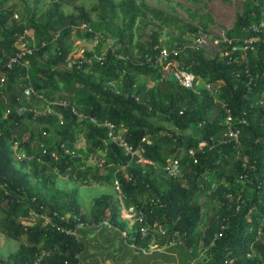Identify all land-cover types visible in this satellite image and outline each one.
<instances>
[{
  "label": "trees",
  "instance_id": "trees-1",
  "mask_svg": "<svg viewBox=\"0 0 264 264\" xmlns=\"http://www.w3.org/2000/svg\"><path fill=\"white\" fill-rule=\"evenodd\" d=\"M38 4L39 0H33L34 7ZM74 12L63 15L58 3L53 2L41 17L33 13L23 23H16L0 1V232L11 240L24 237L26 241L13 255L0 258V264H77V254L83 247L80 239L51 230L38 217L26 222L30 211H38L37 206L49 213H70L68 227L88 225L78 230L83 237L103 219L120 232L119 202L137 205L142 197L146 199L141 206L146 221L165 229L159 244L175 243L166 248L173 255L165 258L168 263L175 259L177 264H188L200 243L210 259L201 264H264V110L257 104L260 93H264L263 33L258 34L259 41L243 60L234 52L216 54L206 61L190 50L195 63L181 66L218 87L217 98L229 110L231 126L239 131L235 145L221 138L223 109L204 89L198 88L195 93L161 78L163 67L175 66L181 53L168 57L162 68L154 67L161 48L155 32H151L150 44L142 52L145 59L133 63L125 58H129L136 24H150L148 17L172 25V17L136 0H94L89 10L74 7ZM90 13L95 15L93 23ZM117 18L118 25L114 23ZM261 20L264 0H242L241 12L224 35L230 46L247 38V28ZM92 24L99 33L91 30ZM81 25L90 32L81 30ZM27 30L31 38L23 36ZM186 32L191 36L199 33L191 26ZM95 34H108L114 39V48L104 53L101 65L70 55L71 35L90 41ZM19 42H27L29 53L7 69L6 63L17 52ZM89 58L92 55L85 53L84 59ZM59 65H65V69H57ZM138 76L153 80V86L146 88L138 83ZM27 82L34 95L25 98L23 88ZM112 84H116L115 89ZM55 96L62 98L63 104L55 102ZM31 104L46 107L32 109ZM156 117L172 129L157 123ZM103 124L121 130L123 141L132 151L141 150L140 157L148 164L136 163V157L109 142ZM188 129H193V134H184ZM81 133L86 149L78 156L71 149ZM202 140L206 146L194 154L196 162L192 163L187 150ZM14 142L25 154L26 159L20 163L27 167L26 172L13 166L10 147ZM94 152L103 153V175L97 168L84 166L87 156ZM50 153H54L55 160ZM169 157L178 160L183 172L180 177L163 175ZM48 166H53L59 176L80 183L110 181L114 168H118L114 175L120 197L112 201L107 195L99 196L87 215L77 206L72 191L57 192L64 201L49 203L29 183L30 177L47 183ZM159 174L168 182L161 192ZM205 201H214L216 206L208 216L200 212ZM200 223H204L202 232L197 231ZM134 243L145 242L136 235ZM246 254L251 257L246 258Z\"/></svg>",
  "mask_w": 264,
  "mask_h": 264
},
{
  "label": "rangeland",
  "instance_id": "rangeland-1",
  "mask_svg": "<svg viewBox=\"0 0 264 264\" xmlns=\"http://www.w3.org/2000/svg\"><path fill=\"white\" fill-rule=\"evenodd\" d=\"M3 1V8L9 10L12 13V19L16 23H23V20L33 13L39 18L42 16L43 12L52 4L57 2L59 5V10L63 15L73 14L74 7H82L83 10H89L92 7L94 0H39V4L34 7L33 0H0ZM115 2L117 0H114ZM137 3H143L148 7L162 11L165 15L172 17L175 23L172 25H162L157 21L150 20L147 17V22L150 24L142 25L141 23L136 24L135 28L132 30V39L129 44V59L133 63H138L141 59H145L143 51L146 50L150 44V34L155 32L157 34L158 44L168 48L170 46H175L182 49L180 59L174 64L177 67H181L185 62L189 64L195 63L190 53L191 47H193L194 36L188 35L186 32L187 26L194 27L200 33L205 34L210 39H220L225 35L226 31L231 28L235 17L241 12L242 0H136ZM90 18L92 23L95 21V15L90 13ZM114 23L118 25V18L114 20ZM91 30L95 33H99L94 29V24L89 26ZM97 35V34H96ZM24 37L31 38V31L27 30L23 34ZM99 39H92L87 41L83 38L71 35L70 42V55H76L84 60V54L90 53L94 57H98L104 54L108 50H113L114 39L109 37L108 34L101 35ZM108 41L112 42V45L108 44ZM16 45L17 49L28 50L27 42H19ZM99 45V50L96 51V46ZM214 48L209 43H206L198 50H192L196 52L203 60H211L216 54L217 49ZM119 58L123 56L118 55ZM73 62V60L71 61ZM168 66L174 67L172 64ZM162 68V67H161ZM165 67L163 71L165 73ZM167 68V67H166ZM57 69H65V65L57 66ZM96 80V77H93ZM138 83L143 84L146 88L153 86L154 81L148 77L138 76L136 78ZM112 89L116 88V84L111 85ZM201 86H197V89ZM215 88V87H214ZM4 101V97H1ZM1 99V101H2ZM55 102H62V98L55 96ZM46 106L31 104L32 109L43 110ZM213 113V112H212ZM154 120V117L151 121ZM156 122L161 124L166 129H172L171 125L163 123L162 118L156 117ZM122 132V131H121ZM184 134H193V129H188L184 131ZM24 139V137H23ZM86 149L84 134L81 133L75 137V142L72 146V151L76 155H82ZM180 156V160H181ZM103 153L94 152L87 156L84 161V166L91 169H99V172L103 175L105 172L102 170L103 163ZM186 165V161L184 166ZM13 166L22 172L27 171V167L23 166L20 161H13ZM118 168H114L113 175L109 180L100 182H85L80 183L69 179L67 177H61L57 174L56 169L53 166H48L46 168V175L50 177L47 183H42V181H36L33 178H29L30 185L38 191L39 195L42 196L45 201L52 203L53 200L56 202L64 201L63 198L57 195V192L70 193L74 192V197L77 206L80 208L84 215H87L92 206L93 200L101 195H107L112 201L119 199V194L115 189V181L117 176L114 173L118 172ZM181 171V170H180ZM188 169L185 170L187 172ZM183 174L181 171L179 176ZM161 174L157 177V183L159 184L160 192L166 189L168 182L161 178ZM182 185H186L185 182H180ZM53 197V199H52ZM146 201L145 197L139 198L137 205L127 204L125 201L119 202V214L117 221L122 225L120 233L117 229L108 228H93L92 230H87L84 236H79L78 239L82 241V249L79 254H77V264H104V262L111 261L117 264L115 259L119 257L124 252V248L130 249L127 245L131 242L133 233L137 227L136 224H126L125 215L123 209L133 205L136 210H140L141 206L144 205ZM214 201H205L201 206V215L208 216L215 209ZM3 215L0 213V220ZM32 216L28 217L27 223L32 222ZM204 230V223L199 224L197 231L202 232ZM124 233V236L122 235ZM26 244L25 238L20 237L17 241L11 240L0 232V258H5L7 256L13 255L20 246ZM204 247L200 244H196V248L192 252L191 258L188 264H201L208 262L209 255ZM191 250H188V253ZM164 257L171 258L164 251ZM167 255V256H166ZM171 261V262H170ZM167 264H177L174 260L166 261ZM165 262V263H166Z\"/></svg>",
  "mask_w": 264,
  "mask_h": 264
},
{
  "label": "built area",
  "instance_id": "built-area-1",
  "mask_svg": "<svg viewBox=\"0 0 264 264\" xmlns=\"http://www.w3.org/2000/svg\"><path fill=\"white\" fill-rule=\"evenodd\" d=\"M80 29L86 32H90V29L85 26L81 25ZM247 32L250 34L247 38L239 41H235V45L230 46V40L226 39L225 36H222L220 39H210L203 33H196L193 39V47H191V50H198L206 43H209L212 47L217 48L220 46L219 49H217V54L220 56L225 55L226 53H239V59L243 60L245 54L247 51H252L254 49V44H256L259 41L258 34L263 33L264 35V20H261L257 25H251L247 28ZM101 35L95 34L93 39H99ZM109 45H112L111 41H108ZM230 46V50L226 52L227 47ZM182 49H174V48H165L161 46L159 49L158 55L154 61V67H163V65L166 63L167 58L170 56H176L178 53H181ZM224 51V52H223ZM29 50H23V49H17V52L14 53L12 57H10L6 63V68L9 69L13 64H18L21 57L25 54H28ZM104 54L94 57L90 59H84L86 63H89L92 61L97 62L101 65L102 59ZM169 65V64H168ZM166 65L165 66V73L161 75V78L166 79L167 75L170 72H173L174 78L176 80L177 86H179L182 89L190 90L192 92L197 93L196 89L197 86H201L202 89L206 91V93L212 98V102L221 105V108L223 109V119H222V125L224 127V132L222 135V139H226L227 141H232L235 145L238 144V134L239 131L237 128H233L231 126V115L228 109L223 107V104L218 100V87L213 86L211 83L201 79L199 76L194 75L193 73L185 70L182 67H177L175 65L174 67H170ZM23 66L26 67V64ZM167 67V68H166ZM27 78V76L25 77ZM3 81V78H0V85ZM215 87V88H214ZM34 95L29 83L27 82L26 85L23 88V96L25 98H28L29 96ZM54 104V103H53ZM60 104H63L60 102ZM257 104L260 106L261 109L264 110V93H260V97L257 101ZM46 112H49V109H45ZM93 124H95L94 120H90ZM61 119L58 117V125H61ZM103 126L107 129V138L109 142L113 143L122 151L124 154L129 155L130 157L134 156L136 157V163L138 164H148L145 160H143L140 157L141 150H135L132 151L131 148L123 141L121 138V130H114L112 125L110 124H103ZM144 139H141V142H143ZM206 146V143L204 140L197 142L196 147L193 149L187 150V156L192 160V163H195L196 160L194 158V154L196 152H202L204 147ZM39 148L41 149V154H44L45 151L43 149L42 145H39ZM11 152L13 159L15 158L17 161H22L26 159L25 154L20 150L17 143H12ZM49 156L55 160L54 153H50ZM163 175L165 177L175 178L178 177L180 174L179 164L178 160L174 157H169L165 161V165L162 168ZM115 189L119 194L120 197V190L118 183L115 181ZM121 203V201H120ZM142 209V207H141ZM136 210V207L133 205L126 207L123 209V213L125 215V223L126 224H136L137 229L131 233L133 237L131 238V242L127 245L130 249L134 250L136 253L148 256L152 253H164L166 248L173 246L175 243L173 241H167L166 243L159 244L160 238L164 237L165 235V229L157 224L156 222H147L144 216V213L142 210ZM37 212L36 211H30L29 216H32V221H34L35 218H39L42 221V225L48 226L51 230L61 233L65 236L73 237L78 239L79 238V229L86 228L88 225L77 223L74 227H68L67 223L69 218H72L70 213L65 214H59L55 211L48 212L47 210H44L42 206H37ZM63 224V225H62ZM108 228L112 229L111 225L109 224L107 219L101 220L99 223L95 225L94 228ZM120 233V232H119ZM124 236V233H122ZM136 235L139 237V241H144V244L137 245L135 244ZM173 236H177L176 232H173ZM246 258L251 257L250 254H246ZM223 264H227L226 261L223 262Z\"/></svg>",
  "mask_w": 264,
  "mask_h": 264
},
{
  "label": "crops",
  "instance_id": "crops-1",
  "mask_svg": "<svg viewBox=\"0 0 264 264\" xmlns=\"http://www.w3.org/2000/svg\"><path fill=\"white\" fill-rule=\"evenodd\" d=\"M124 252L119 257L115 259L117 264H165V258L162 253H152L148 256H143L136 253L132 249H123ZM169 256H173L170 253H167ZM176 261V260H175ZM104 264H114L111 261L104 262Z\"/></svg>",
  "mask_w": 264,
  "mask_h": 264
},
{
  "label": "water",
  "instance_id": "water-1",
  "mask_svg": "<svg viewBox=\"0 0 264 264\" xmlns=\"http://www.w3.org/2000/svg\"><path fill=\"white\" fill-rule=\"evenodd\" d=\"M166 80H167L168 82H170L172 85H175V84H176V80H175V78H174V74H173V72H170V73L167 75Z\"/></svg>",
  "mask_w": 264,
  "mask_h": 264
}]
</instances>
